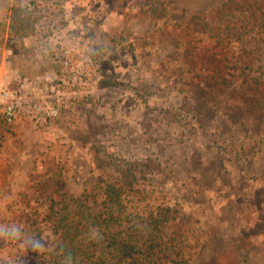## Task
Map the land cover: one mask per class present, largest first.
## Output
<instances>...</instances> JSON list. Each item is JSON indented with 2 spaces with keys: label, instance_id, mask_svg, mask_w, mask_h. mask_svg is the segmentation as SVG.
Instances as JSON below:
<instances>
[{
  "label": "rangeland",
  "instance_id": "1",
  "mask_svg": "<svg viewBox=\"0 0 264 264\" xmlns=\"http://www.w3.org/2000/svg\"><path fill=\"white\" fill-rule=\"evenodd\" d=\"M218 2L0 0V77L11 90L12 72L49 77L67 105L49 131L25 125L17 135L0 117V166L13 139L0 199H21L3 202L0 213H20L17 245L31 264H55L61 252L64 234L49 217L60 180L68 197L91 194L90 207H102L107 186L124 177L128 211L171 209L166 237H177L186 259L217 251L224 264L264 261V231L244 228L257 224L264 200V109H254L264 95L250 91L264 65L245 57L244 78L229 84L237 80L226 63L234 48H216L189 15L205 17ZM152 3L168 8L170 20L151 16ZM232 233L245 235L246 250Z\"/></svg>",
  "mask_w": 264,
  "mask_h": 264
},
{
  "label": "trees",
  "instance_id": "2",
  "mask_svg": "<svg viewBox=\"0 0 264 264\" xmlns=\"http://www.w3.org/2000/svg\"><path fill=\"white\" fill-rule=\"evenodd\" d=\"M214 5L205 17L189 15L201 31L215 41L216 48L224 46L226 42L234 48L233 57L226 61L228 69L237 76V80L229 83L233 86L244 78L249 69L245 57L260 58L264 65V0H220ZM150 10L151 16L160 15L166 18L165 21L170 20L169 9L163 4L152 3ZM230 76L233 74L230 73ZM245 82L250 83V79ZM212 83L218 87L216 78ZM251 84L250 91L264 95V72L254 77ZM235 92L241 91L235 89ZM254 109L263 111L264 103L258 101ZM125 174L126 171H123ZM122 180L121 185L107 186L102 207H90L91 194L80 198L68 197L63 191L65 183L59 181L52 192L49 216L55 234H64L59 247L61 252L51 257L55 264H191L192 261L193 264H221L217 251L211 253L210 259H206L203 252L192 261L186 259L185 253L174 245L177 237H166L165 228L170 221L171 209H153L147 215L128 211L122 201V192L126 191V186L131 188V184H126L125 177ZM93 197L96 199V195ZM260 199L257 198L258 201ZM217 215L220 220L221 215ZM218 241L216 239V244ZM242 241L241 246L236 244L238 248L247 247L246 239ZM243 262L258 264L256 261Z\"/></svg>",
  "mask_w": 264,
  "mask_h": 264
},
{
  "label": "built area",
  "instance_id": "3",
  "mask_svg": "<svg viewBox=\"0 0 264 264\" xmlns=\"http://www.w3.org/2000/svg\"><path fill=\"white\" fill-rule=\"evenodd\" d=\"M65 67H69L65 63ZM17 84L15 90L6 85V75L0 77V117L7 129L17 135L23 126L30 127L34 132L51 130L54 123L61 119L63 108L67 105L58 99V86L53 85L49 77L40 83L17 72H12ZM57 94V95H56ZM55 96L56 101H52ZM3 135L0 134V151Z\"/></svg>",
  "mask_w": 264,
  "mask_h": 264
},
{
  "label": "crops",
  "instance_id": "4",
  "mask_svg": "<svg viewBox=\"0 0 264 264\" xmlns=\"http://www.w3.org/2000/svg\"><path fill=\"white\" fill-rule=\"evenodd\" d=\"M24 127V126H23ZM22 127V129H23ZM21 132V131H20ZM12 141L13 139L11 138L10 135H7V139H6V144H5V149H4V154L2 155V161H1V166H0V195L4 193V190L6 188V184H5V179L9 176L8 175V163H9V159L8 156L10 154V146L12 145ZM20 202L21 199L14 201L12 199H4V201H2L0 199V206L3 204V202L5 203H9L10 205L12 203H14L15 205H18L17 202ZM261 201V204H260ZM13 204V205H14ZM32 205V204H31ZM258 206H261V208H258V212H257V224L252 225L254 227L252 228H248L246 227L247 225L245 224L244 228L246 230H260L261 227V231L263 232L264 230L262 229V224H264V200L260 199L259 200V204ZM3 207V205L0 207V209ZM21 218L20 213H15L12 215H7L6 213H0V229L4 230L2 233H0V264H31L27 258H26V248H23L22 246H18V240L20 238L19 235L22 234V231L19 229L21 228L20 224H18L17 222L14 224V221H18ZM263 222V223H262ZM250 226V224H249ZM251 227V226H250ZM232 236L234 238H237L239 241H241L243 238L245 239L246 237H244L245 235H242V233L234 234L232 233ZM258 237H263L262 240L264 242V234L262 236H258ZM11 243V244H10ZM259 244V243H257ZM243 248V246H242ZM244 250H246V248H243ZM232 252L236 253V251H238L235 247H233ZM260 251V250H259ZM262 251V250H261ZM199 253L197 252V254L195 255V257L198 255ZM254 254H258V253H254ZM260 254V253H259ZM261 254H264V251L261 252ZM18 255H21V257H17ZM30 257V255H28ZM27 256V257H28ZM231 259H229V263L230 264H241L242 262L238 261L237 263V257H229ZM246 260V259H244ZM243 260V261H244ZM221 261V258H220ZM247 261V260H246ZM259 264H264V261H258ZM221 264H224L221 261Z\"/></svg>",
  "mask_w": 264,
  "mask_h": 264
}]
</instances>
